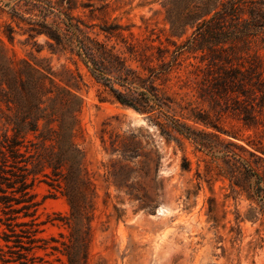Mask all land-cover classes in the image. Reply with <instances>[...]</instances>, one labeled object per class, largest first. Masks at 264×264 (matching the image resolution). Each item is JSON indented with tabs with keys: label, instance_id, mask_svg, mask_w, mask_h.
I'll return each mask as SVG.
<instances>
[{
	"label": "trees",
	"instance_id": "trees-1",
	"mask_svg": "<svg viewBox=\"0 0 264 264\" xmlns=\"http://www.w3.org/2000/svg\"><path fill=\"white\" fill-rule=\"evenodd\" d=\"M19 2L4 5L19 33L26 35L20 43L30 45L29 60L13 55L0 64V101L15 107V113L5 118V128H0V226L7 229L1 237L8 249L17 248L7 251L9 257L2 251V262L26 264L31 244L41 239L34 237L39 230L34 228L33 218L19 220L34 215L37 202L30 188L41 174L70 208L65 221L68 239L60 242L61 249L52 248L66 256L67 264H87L92 183L84 167L85 151L77 141L83 105L78 92L85 85V76L106 94L102 99L107 97L143 115L166 139L185 138L208 155L207 171L226 179L230 190L247 200L244 217L264 214L261 138L239 144L207 130L213 128L238 139L212 121L209 109L220 100L245 126L264 128V54L258 53L264 51V37L259 39L260 47L249 53L264 26L261 9H250V17L242 18L245 0H163L169 24L165 41L173 46L170 48L161 41L154 43L158 36L138 40L131 32L125 35L123 31H129L130 25L116 19L89 24L73 13L78 7L92 11L90 1L24 0L27 17L20 12ZM188 28L192 32L181 43L170 39L181 38ZM3 34L13 44L15 30L10 23L4 24ZM39 36L44 37L42 43L36 41ZM43 49L49 57L34 55L33 50L39 54ZM197 51L206 66L187 71L185 65L182 76L184 52ZM53 56L57 61L63 59L57 68ZM197 100L207 103L209 109L199 106ZM121 151L134 153L128 145ZM212 207L210 204L209 211Z\"/></svg>",
	"mask_w": 264,
	"mask_h": 264
},
{
	"label": "rangeland",
	"instance_id": "rangeland-1",
	"mask_svg": "<svg viewBox=\"0 0 264 264\" xmlns=\"http://www.w3.org/2000/svg\"><path fill=\"white\" fill-rule=\"evenodd\" d=\"M77 1L91 2L92 11L81 7L73 11L89 24L101 25L104 20L116 19L130 25L129 31H123L125 35L131 32L138 40L158 36L154 43L161 41L173 47L165 41L169 24L165 20L163 0ZM5 2L13 4L15 0H0V64H6L13 55L29 60L30 45L20 43L26 35L20 34L19 28L11 22ZM19 5L20 12L29 16L24 0H20ZM257 8L264 16V0H245L242 18H249V10ZM5 23H10L15 30L13 44L3 34ZM191 32L188 28L181 38L171 36L170 39L181 43ZM263 37L264 26L259 29L258 40L252 44L250 54L260 47L259 39ZM43 39L39 36L36 41L42 43ZM33 53L38 58L50 56L46 49L39 54L33 50ZM258 53L263 55V49ZM182 58V76L186 74L185 65L187 71L197 66L203 70L206 66V60L200 61L198 51L184 52ZM62 61L52 57L54 68ZM189 63L192 66H188ZM201 75L199 71L197 78ZM84 80L85 85L78 92L83 105L77 141L85 151L84 167L92 183L87 264H264V214L252 219L244 217L247 200L243 195H235L226 179H217L212 171H207L205 164L209 156L185 138L166 139L143 115L107 97L102 99L106 94L100 93L87 76ZM190 97L195 99L191 94ZM199 101V106L209 109L207 103ZM9 105L0 101L2 129L6 126V116L15 113L14 105ZM225 106L220 100L214 109H209V114L218 128L238 139L213 128L207 130L239 144L260 138L264 144L262 126H245L237 114ZM123 145H128L134 153H122ZM43 179L39 174L30 188L33 201L37 202L34 215L19 219L33 218L37 223L34 228L39 230L34 237L41 238L31 244L26 264H67L66 256L52 246L61 249L60 242L68 239L69 228L65 221L70 208L60 191L48 186ZM210 204L212 211H209ZM2 230H7L4 225L0 226V253L3 251L4 257H9L7 251L17 248L8 249L1 237ZM0 264L13 262L0 260Z\"/></svg>",
	"mask_w": 264,
	"mask_h": 264
}]
</instances>
